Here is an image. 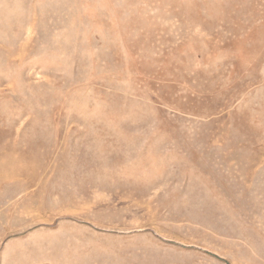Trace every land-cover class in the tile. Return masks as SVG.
I'll list each match as a JSON object with an SVG mask.
<instances>
[{
	"label": "rangeland",
	"instance_id": "rangeland-1",
	"mask_svg": "<svg viewBox=\"0 0 264 264\" xmlns=\"http://www.w3.org/2000/svg\"><path fill=\"white\" fill-rule=\"evenodd\" d=\"M0 264H264V0H0Z\"/></svg>",
	"mask_w": 264,
	"mask_h": 264
}]
</instances>
